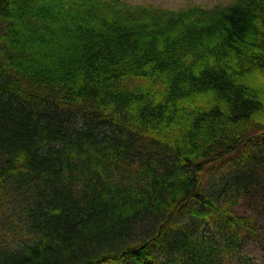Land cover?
<instances>
[{
    "label": "trees",
    "instance_id": "16d2710c",
    "mask_svg": "<svg viewBox=\"0 0 264 264\" xmlns=\"http://www.w3.org/2000/svg\"><path fill=\"white\" fill-rule=\"evenodd\" d=\"M0 264H264V0H0Z\"/></svg>",
    "mask_w": 264,
    "mask_h": 264
},
{
    "label": "rangeland",
    "instance_id": "374dc122",
    "mask_svg": "<svg viewBox=\"0 0 264 264\" xmlns=\"http://www.w3.org/2000/svg\"><path fill=\"white\" fill-rule=\"evenodd\" d=\"M132 1L138 3H152L155 5L169 7V8H179L185 6L188 3H202L207 6H212L217 3H222L228 0H132ZM245 250L255 259H258L261 256V251L259 246L253 242H248L245 245Z\"/></svg>",
    "mask_w": 264,
    "mask_h": 264
}]
</instances>
